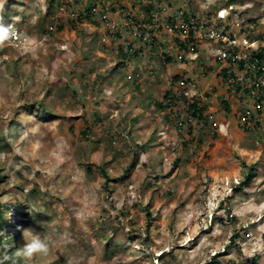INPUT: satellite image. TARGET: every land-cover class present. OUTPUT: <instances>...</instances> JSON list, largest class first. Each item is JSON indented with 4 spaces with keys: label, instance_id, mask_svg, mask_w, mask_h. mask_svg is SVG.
<instances>
[{
    "label": "rangeland",
    "instance_id": "obj_1",
    "mask_svg": "<svg viewBox=\"0 0 264 264\" xmlns=\"http://www.w3.org/2000/svg\"><path fill=\"white\" fill-rule=\"evenodd\" d=\"M91 1L119 13L128 2ZM232 1L154 5L160 18L220 13L221 30L249 33L264 51V0ZM48 5L0 0V22L15 33L0 43V205L13 212L23 202L31 221L15 248L31 229L51 243L30 264H264V99L224 80L218 43L194 40L195 59L164 63L178 52L175 37L156 31L154 46L136 42L142 54L116 68L115 47L135 44L131 34L114 41L103 28L72 29ZM175 76L191 81L206 125L188 116ZM166 93L175 102L159 110ZM12 225L0 228V262Z\"/></svg>",
    "mask_w": 264,
    "mask_h": 264
},
{
    "label": "built area",
    "instance_id": "obj_2",
    "mask_svg": "<svg viewBox=\"0 0 264 264\" xmlns=\"http://www.w3.org/2000/svg\"><path fill=\"white\" fill-rule=\"evenodd\" d=\"M157 2L158 0L142 1L144 4L152 5ZM61 10L64 12V9ZM96 12L97 11L94 10L93 14ZM97 14L101 20L106 21L107 15L105 14V11L102 10L100 13L97 12ZM219 14L220 13H218L216 17L217 21L212 19V21H210L204 17L200 18L193 14L188 15L184 11H176L167 18L158 17V13L154 11L147 22L132 19L131 15L127 13L123 14V17L127 28L132 32L133 36L147 43L151 42L152 36H154L156 31H161L168 36L175 37V39L182 43H185V40L189 37H192L194 40L206 39L210 42L214 41L218 43L220 50L216 57L225 61L229 67L225 81L229 84L232 83L233 85L243 86L244 89H251L250 93L252 99L261 95L263 100L264 68L263 66L258 65L256 60L253 62L249 61L253 52L256 53V50H254L255 43L249 42L246 38L247 33L241 40H237L231 38L229 34L224 32L225 29L221 30L219 21L224 19V16ZM66 16L71 21H79L81 18L77 12L71 10L66 13ZM107 27L113 31L117 30V27L113 24H107ZM252 28L253 27H251L250 30ZM186 47L187 49L185 53L181 52L179 54V59H183L180 56L181 54L184 56L189 54L190 60L195 59L197 56V52L193 50L195 46L193 44H188ZM133 50L134 49H128L127 53L131 55ZM240 64H242V69L238 68V65ZM235 70H238L237 74H234ZM230 74H233V77H231ZM246 81H249L248 87L245 86ZM189 85L190 81L187 78H185V80L179 79L177 81L178 97L187 99L188 102L193 103L194 99H192L190 95ZM240 122L247 129L253 128V125L247 117V113L240 117Z\"/></svg>",
    "mask_w": 264,
    "mask_h": 264
},
{
    "label": "clouds",
    "instance_id": "obj_3",
    "mask_svg": "<svg viewBox=\"0 0 264 264\" xmlns=\"http://www.w3.org/2000/svg\"><path fill=\"white\" fill-rule=\"evenodd\" d=\"M75 1L76 0H74V2ZM88 1L89 0H79V1L77 0L76 2L80 3V4H77V6L75 8H68L67 6L59 7L58 11L60 10V12H61V14H60L61 19L63 21L64 20L71 21L66 16V13L71 10V11L77 12L81 16L79 21H71V22H74L77 25L76 27H86V26L90 25V27H95L96 29L103 28L104 31H106L105 33L108 36V39L114 40V41H116V40L112 37V35L115 32H120L121 33V37H120L119 40H122V41H123V37H125L124 35H126L128 33L131 34L132 35V39H133L132 41H135V44L134 43L125 44L124 41H123L122 43H118V45H116V47H115V49H117L118 46L120 45L122 47V49H124V51L128 55L127 60L132 58V54L129 55L127 53L129 45L131 46V48H129V49L140 50L139 48L136 47V45H137L136 42H139L140 44H151L152 45L154 43V41L158 42V40H160V35L158 33H156L157 35L154 34V36L156 35L155 38H154V36H152L151 42L147 43V42H144L141 39H137L136 37H134L132 32L128 28H125V27L122 28L121 27L122 26L121 21L117 20V18L115 17L116 16L115 14H118L120 16H123V14H126V13L129 14L128 12H125V10H122V9L120 11L121 13H119V12H112L111 13V12H109V9L106 8L104 11H105V14L107 15V18H106V21H104V20H101L99 18V15L97 14V12L100 13L102 11L101 6L97 5V7L95 8V11H97V12L95 14H93V12L90 14L91 21L89 23L85 19V13H84V10H85V7L87 6V2ZM131 1L132 0H128V3L130 4ZM71 2H73V0ZM126 6L127 7H131L130 5L128 6L127 4H126ZM61 9H64V12ZM130 13H131V11H130ZM113 15H115V16H113ZM142 16L143 15L141 13H139L138 18H139V20H141L143 22ZM132 18H134V17H132ZM135 20H137V19H135ZM0 21H2V18H0ZM107 24L115 25L117 27V30H115V31L110 30L107 27ZM52 29H53L52 27H49V31H52ZM13 35H15V33L11 32V26H6L2 22H0V43L5 41L6 39H9L10 36H13ZM152 46H154V45H152ZM64 48H66V47H64ZM116 54H117V52H116ZM140 54H142V52ZM177 54H178V52H177ZM133 59H136V58H133ZM187 79H189V78H187ZM178 80L179 79H177V81ZM180 99H181V101H185L186 100L184 98H180ZM195 100L196 99H194V102H195ZM167 102H168V100H167ZM188 103H190V102H188ZM14 205H15L16 209H14L13 212L10 211V209L8 207H6V205H2V204L0 205V208H4L5 211H6L4 214H6V215L8 214L7 217L12 216V217H10L11 220H10V223H9L8 220L5 218L6 216H4V214H3L2 216L4 217L5 222L4 223H0V228L2 227V225H4L5 227H7V230H10L12 232L13 228H14V225H12L13 227L11 226L12 221L17 223L16 228L18 230V233L17 234H13V233L11 234L10 233L9 237L5 239L7 244H10L11 246H13L15 248L14 244L20 243L21 238H22V235L21 234L19 235V230H21V228H23L26 225L29 226L31 221H30L29 211H28V208L26 207V204H24L21 201H16V203H14ZM1 235H4V233L0 232V238H1L0 240L2 242V236ZM23 237H24V240L26 241L24 246L21 247V245L19 244L21 248L17 249L14 253H12L10 255H8V253L6 254L7 255L6 258L11 260V264H19L20 260H23L24 264H30V262L35 257H37V256H47L49 254L50 243L51 242L48 239V237L41 236L40 234L34 233L31 229L23 230ZM11 246H10V248H11ZM17 247H18V245H17ZM7 259H4V260H7ZM0 264H2V262H0Z\"/></svg>",
    "mask_w": 264,
    "mask_h": 264
},
{
    "label": "trees",
    "instance_id": "obj_4",
    "mask_svg": "<svg viewBox=\"0 0 264 264\" xmlns=\"http://www.w3.org/2000/svg\"><path fill=\"white\" fill-rule=\"evenodd\" d=\"M77 1V0H76ZM74 2L73 0V3H62L61 0H48V6H51V7H55L56 11L58 10L59 7L61 6H67L68 8H75L77 6V4H80V3H77V2ZM143 0H132L131 1V4L130 6L131 7H127L126 5H122L120 6L122 8V10L125 9V12L127 11L129 13V15L131 14L130 11H132L135 7H139V13H141L143 16H142V20L143 22H147L151 16V14L155 11V5H152V4H144L142 3ZM159 2V0H158ZM230 2H233L232 0H230ZM98 5L101 6V9L104 11L106 8L109 9V11H111V13L113 11H115L114 8L111 7V5H105V3H103L102 1H99ZM109 6V7H108ZM97 7V5L95 3H92L91 0H89L87 2V6L85 7V10H84V13H85V19L90 23L91 19H90V14L95 10V8ZM134 19V18H132ZM65 22L69 23L70 24V27L72 29H79V28H82V27H76L77 25L74 23V22H71V21H68V20H64ZM98 26V25H97ZM64 28V25L61 21V24L59 25L58 29L61 30ZM47 32V31H46ZM95 32H94V37H95ZM249 33H247V39L250 40V37H249ZM112 37L115 39V40H119L120 37H121V33L120 32H115ZM175 41V45H176V49L178 51V54H175L174 57H169V56H164L163 57V62L164 63H170V62H175V61H180V59L178 58L179 57V53L181 52H184L186 51L187 49V45L189 44H195L196 42L194 41V39H192V37H189L188 39L185 40V43H182L180 41H178L177 39H174ZM130 46V45H129ZM128 46V49L131 48V46L129 47ZM195 52H197L198 50L196 49V47L193 49ZM116 52H117V58L119 59L118 62H116L115 66L116 68H125V65L124 63L127 61V58H128V55L126 54V52L124 51V49H122V47L119 45L118 48L116 49ZM264 51H256V53L253 52V54L251 55V59L249 61H254L256 60L258 65L260 66H263L264 68ZM140 50H136L134 49L133 50V53H132V58H137L139 55H140ZM184 60L181 59L180 62H183ZM238 68L239 69H242V64L238 65ZM222 74H223V77H224V80L225 78H227V75H228V70H223L222 71ZM231 77H233V74H230ZM173 79L175 81H177L178 77H173ZM234 89L238 92H243L245 93L246 95L248 96H251V93H250V90L251 89H244L243 86H240V85H234ZM170 94L169 93H166L164 95V102L163 103H154V106L156 108H158L159 110H163L165 107H168V106H172L173 105V102L169 103V102H166L167 99L169 98ZM262 96L260 95L259 97L257 98H253L254 102L259 101L260 102L262 101ZM257 103V102H256ZM262 103V102H261ZM187 107H186V111L188 112V116L190 117L191 120L193 121H196L197 123H203L206 125L207 121H206V117L204 116V109L203 107H201L198 103H197V100H195V102L193 103H187L186 104ZM258 105V104H257ZM224 107H225V110L226 111H229V108H228V105L224 103ZM188 133H191L190 131V128H189V131ZM83 136L84 139H88V136L86 133L82 132L81 134ZM253 169L250 168V172L252 171ZM101 174L103 175V177L105 179H107V175L106 173L101 170ZM127 171V170H126ZM251 178V173L249 174V177L247 178V181ZM148 211V209H147ZM5 209L4 208H0V223H4L5 222V219L4 217L2 216L4 213H5ZM147 216H148V222L151 221L150 219V214L147 212ZM236 238V237H235ZM1 239V238H0ZM234 239V238H233ZM231 239V240H233ZM0 245H1V240H0ZM21 248L20 245L18 244V247L15 249L13 246H11V248L9 249L8 251V255L14 253L17 249ZM2 264H11V260L7 259V260H2L1 261ZM19 264H24V261L23 260H20L19 261Z\"/></svg>",
    "mask_w": 264,
    "mask_h": 264
},
{
    "label": "crops",
    "instance_id": "obj_5",
    "mask_svg": "<svg viewBox=\"0 0 264 264\" xmlns=\"http://www.w3.org/2000/svg\"><path fill=\"white\" fill-rule=\"evenodd\" d=\"M131 3V2H130ZM126 4V3H125ZM127 5L129 6L130 4L127 2ZM175 10V9H174ZM174 10L172 11V12H174ZM161 40H162V38H161ZM160 42V41H159Z\"/></svg>",
    "mask_w": 264,
    "mask_h": 264
}]
</instances>
